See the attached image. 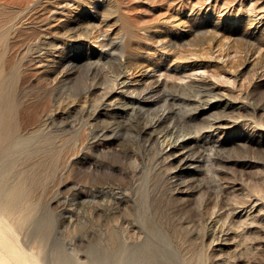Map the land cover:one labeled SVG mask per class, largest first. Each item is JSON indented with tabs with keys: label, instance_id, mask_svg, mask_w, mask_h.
<instances>
[{
	"label": "rangeland",
	"instance_id": "1",
	"mask_svg": "<svg viewBox=\"0 0 264 264\" xmlns=\"http://www.w3.org/2000/svg\"><path fill=\"white\" fill-rule=\"evenodd\" d=\"M0 55L21 132L43 128L11 155L49 218L46 243L16 226L43 264H115L114 228L177 264H264V0H0ZM156 78L155 104L131 97ZM167 110L202 161L142 133Z\"/></svg>",
	"mask_w": 264,
	"mask_h": 264
},
{
	"label": "bare ground",
	"instance_id": "2",
	"mask_svg": "<svg viewBox=\"0 0 264 264\" xmlns=\"http://www.w3.org/2000/svg\"><path fill=\"white\" fill-rule=\"evenodd\" d=\"M2 66L3 59L0 55V264H43L40 253L19 244L16 226L26 228L31 223L34 224L35 234L39 236L42 243H46L50 234L49 218L45 215L36 217L39 205L26 200L24 175L17 173L15 159L11 157L13 153L24 152L31 138L41 135L43 128L42 125L38 124L25 133L21 132V125L15 121V106L11 96V88L6 75L3 74ZM125 76V72H122L117 78L122 88L119 91L120 96L129 87V82ZM200 78L196 84L199 87L211 89L209 80L204 76ZM148 83L149 85H145L141 91V98L138 95L131 96L142 106L155 104L156 101L151 97V94L157 89L159 90L163 84L161 78L151 79ZM207 104L212 106V100ZM173 113V110L159 113L160 115L143 126L141 131L151 138H164L167 151L172 159L180 161L179 168L191 167L195 162L202 161L201 155L193 156L192 152L194 147L199 144V138L189 130L184 132L179 128V125L172 122L173 120L170 122ZM215 123L216 128L222 127L221 121ZM45 141V144L48 145L47 139ZM40 166H42L41 163ZM20 175L23 178H20ZM11 219H14L15 222L12 223ZM109 243L116 244L112 252H124L120 257L111 258L115 264H160V262L177 264L165 248H121L119 235L115 228L109 231ZM103 259L97 254L94 261L89 264H109ZM60 264H71V261L62 259Z\"/></svg>",
	"mask_w": 264,
	"mask_h": 264
}]
</instances>
